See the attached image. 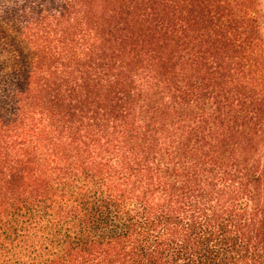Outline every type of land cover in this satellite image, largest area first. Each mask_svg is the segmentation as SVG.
Wrapping results in <instances>:
<instances>
[{"label":"trees","instance_id":"trees-1","mask_svg":"<svg viewBox=\"0 0 264 264\" xmlns=\"http://www.w3.org/2000/svg\"><path fill=\"white\" fill-rule=\"evenodd\" d=\"M0 264H264L261 0H0Z\"/></svg>","mask_w":264,"mask_h":264},{"label":"rangeland","instance_id":"rangeland-1","mask_svg":"<svg viewBox=\"0 0 264 264\" xmlns=\"http://www.w3.org/2000/svg\"><path fill=\"white\" fill-rule=\"evenodd\" d=\"M262 8H263V14H264V0H261Z\"/></svg>","mask_w":264,"mask_h":264}]
</instances>
